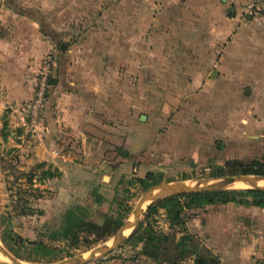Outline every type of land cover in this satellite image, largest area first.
<instances>
[{
  "label": "rangeland",
  "instance_id": "obj_1",
  "mask_svg": "<svg viewBox=\"0 0 264 264\" xmlns=\"http://www.w3.org/2000/svg\"><path fill=\"white\" fill-rule=\"evenodd\" d=\"M235 4L243 14L264 20V11L259 4L256 7L257 2L235 0ZM181 19L184 21L185 17ZM90 23H84L83 29H77L80 24L69 23L66 37L61 33L59 38L58 31L51 30L52 48L35 72L32 98L21 109V125L14 128L12 136L2 133L3 140H0L1 230L6 245L18 257L3 247L22 264H49L85 257L110 246L117 240L138 200L154 189L195 186L216 178L240 176L250 168L258 173L250 175L264 176V92L247 83L226 87L224 81L220 88H208L210 78L216 79L214 72L221 69L223 46L216 48L218 56H193L191 48L181 43L188 37L186 33L180 40L175 37L168 47L170 56L148 63L141 102L136 97L138 92L132 93L129 126L119 118L121 114L109 124L87 125L78 140L72 139L69 146L53 141L55 148L49 152L52 162L34 158L33 142L36 138L43 142V135L47 133L45 105L52 86L49 83L54 82L53 73L58 68V57L74 47L89 30ZM210 57L215 62L211 69L213 76L209 78L206 68ZM77 58L85 67L90 62L85 60L89 57ZM131 58L138 63V56ZM116 69L121 73V67ZM135 74H131V84L136 83ZM44 76L47 88L33 116L32 106ZM66 152L70 153L69 157ZM121 152L126 155L122 156ZM68 159H75L81 167H69ZM98 162L103 169L98 168ZM237 200L247 205L228 203L187 209L189 200L181 198L179 203L186 215L184 224L172 229L164 210L159 208L162 203L146 223L144 215L150 204L144 205L128 239L107 256L88 264H147L141 255L142 244L133 235L141 223L142 229L150 226L157 233L174 234L176 240L185 233L203 236L204 230L219 237L221 230L235 226L230 215L255 214L263 220L248 219L239 223L245 228L250 225L255 228L258 224L260 236L264 229V209L252 206L254 201L249 197ZM68 213L77 220L74 237L52 238V233L60 232ZM107 219L114 221L111 231L120 225L112 236L100 232ZM18 239L48 245L53 250L48 261L34 262V253ZM198 239L192 240L193 248L202 245L204 238Z\"/></svg>",
  "mask_w": 264,
  "mask_h": 264
},
{
  "label": "crops",
  "instance_id": "obj_2",
  "mask_svg": "<svg viewBox=\"0 0 264 264\" xmlns=\"http://www.w3.org/2000/svg\"><path fill=\"white\" fill-rule=\"evenodd\" d=\"M88 21L89 30L58 57L45 105L47 133L43 142L36 138L31 149L38 161L51 159L53 141L69 146L87 125L109 124L121 114L129 126L132 93L138 92L141 102L148 63L170 56L168 47L184 33L188 37L181 43L193 56H218L216 48L223 46L216 79L210 78L215 60L208 58V88H220L224 81L226 87L247 83L264 92V20L243 14L235 0H0L1 141L2 133L12 136L21 125V109L32 98L35 72L52 48L51 30L66 37L69 23L83 29ZM78 56L90 58L85 59L90 61L86 67ZM132 56H138L137 64ZM132 72L137 74L135 84ZM67 162L69 167H81L75 159ZM96 165L103 169L99 162ZM229 217L235 226L221 230V236L206 230L203 236L197 234L204 238L202 246L221 264L264 263V229L258 236V224L245 228L239 223L263 219L242 213Z\"/></svg>",
  "mask_w": 264,
  "mask_h": 264
},
{
  "label": "trees",
  "instance_id": "obj_3",
  "mask_svg": "<svg viewBox=\"0 0 264 264\" xmlns=\"http://www.w3.org/2000/svg\"><path fill=\"white\" fill-rule=\"evenodd\" d=\"M54 82L51 80L50 85ZM243 175L258 174L253 168L244 170ZM148 175L147 177H149ZM249 197L253 199L252 206L264 209V192L259 190H244V191H213L199 194L182 195L168 197L153 204H150L144 215L145 223L153 216L157 211V205L162 203L159 207L164 210L167 217V222L172 229L173 227L183 226L185 215V208L180 206L179 199L184 198L189 200L187 209H201L204 206L215 204H228L235 203L238 205H247L243 200L238 201L237 198ZM71 213L66 214L64 225L60 228L59 233H52V238L58 237L67 240L69 237H74L76 221ZM114 224V221L107 219L104 225L100 228V232L106 234V236H112L116 230L120 228L116 226L115 231H111L110 228ZM143 223L139 224L134 232L135 241L138 244H142L141 255L147 261V264H221L219 259L209 250L204 248L201 244L193 248L192 240L198 239L196 236H191L185 233L179 238L175 239L174 234L157 233L152 227L148 226L142 229ZM2 222L0 223V241L6 250L14 257H18L6 245V240L3 238L1 230ZM142 229V230H141ZM140 231V233H138ZM23 245L28 246L35 255L36 263H43L48 261L52 254V248L43 242H21ZM199 241V239H198ZM17 243V242H15ZM199 246V247H198ZM198 247V248H197Z\"/></svg>",
  "mask_w": 264,
  "mask_h": 264
},
{
  "label": "water",
  "instance_id": "obj_4",
  "mask_svg": "<svg viewBox=\"0 0 264 264\" xmlns=\"http://www.w3.org/2000/svg\"><path fill=\"white\" fill-rule=\"evenodd\" d=\"M143 118V117H142ZM141 118V119H142ZM217 148H220L217 145ZM257 182H264V176H255V175H240L234 177H224V178H216L214 180L198 184L195 186H176L170 187L166 189H162L159 192L149 191L144 196H142L136 206L130 213V216L126 223L121 228V232L117 237V240L111 244L110 246H106L88 256L79 257V258H71L63 261L49 263V264H88L100 258H103L118 249L130 236V233L136 226L138 219L141 214V209L144 205L151 204L159 199L173 197V196H182V195H191V194H199L213 191H221L220 189L224 186H230L235 183L242 184H255ZM157 189V188H156ZM0 264H7L0 261Z\"/></svg>",
  "mask_w": 264,
  "mask_h": 264
},
{
  "label": "bare ground",
  "instance_id": "obj_5",
  "mask_svg": "<svg viewBox=\"0 0 264 264\" xmlns=\"http://www.w3.org/2000/svg\"><path fill=\"white\" fill-rule=\"evenodd\" d=\"M223 188L235 189V190H259L264 192V182H257L255 184H242L235 183L230 186H224ZM222 188V189H223ZM161 190H154L153 192H159ZM142 212V210H141ZM0 261L7 264H22L17 259L11 257L8 252L4 249L3 245L0 242Z\"/></svg>",
  "mask_w": 264,
  "mask_h": 264
},
{
  "label": "built area",
  "instance_id": "obj_6",
  "mask_svg": "<svg viewBox=\"0 0 264 264\" xmlns=\"http://www.w3.org/2000/svg\"><path fill=\"white\" fill-rule=\"evenodd\" d=\"M253 1H254V3L257 2L256 7L259 4L261 11H264V0H253ZM46 88H47V77L44 76L39 83V90H38L37 98L35 100V104L32 106L31 112H32L33 116L36 115L37 108L42 101V96H43V93H44Z\"/></svg>",
  "mask_w": 264,
  "mask_h": 264
}]
</instances>
